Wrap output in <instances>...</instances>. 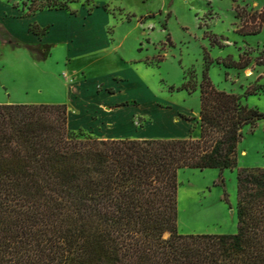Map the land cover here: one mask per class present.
<instances>
[{"label": "trees", "instance_id": "obj_1", "mask_svg": "<svg viewBox=\"0 0 264 264\" xmlns=\"http://www.w3.org/2000/svg\"><path fill=\"white\" fill-rule=\"evenodd\" d=\"M22 3L25 17L69 9L63 0ZM236 11L240 34L262 32L264 12ZM0 30L9 36L1 41L20 45ZM205 36L224 46L223 37ZM27 47L51 55L50 45ZM205 61L197 139H102L72 131L66 104H0V264H264V169H238L243 129L264 113L219 90ZM223 63L245 69L251 58ZM180 89L193 91L194 82ZM184 169H238L235 234H180Z\"/></svg>", "mask_w": 264, "mask_h": 264}, {"label": "rangeland", "instance_id": "obj_2", "mask_svg": "<svg viewBox=\"0 0 264 264\" xmlns=\"http://www.w3.org/2000/svg\"><path fill=\"white\" fill-rule=\"evenodd\" d=\"M23 1L31 0H0V18L10 15L13 4L19 6L18 16L24 15ZM63 1H67L71 14L73 11L76 14L81 12L79 19L62 24L56 23L51 16L45 18L54 19L56 24L68 30L80 28L81 14L84 11L93 12L102 4H107V10L116 15L108 14L111 22L109 28L104 20L99 19V24L104 26L111 39L116 36L125 39L124 47L119 53L111 54L107 62L98 60L92 63V67H99L94 76L106 77L107 83L114 80V84L122 86L121 94L113 97L123 102L120 105L122 118H126L123 112L125 105H141L144 115L135 116L129 127H122L125 131L129 130L127 134L131 135L130 130H135L137 134L134 135L139 136L141 130L148 126L150 128L152 124L154 127L151 129L158 130L159 135L165 138L181 137L184 133L187 137L199 138L200 84L207 66L206 56L212 60L209 76L219 90L242 96L246 105L264 113V31L251 37V43L233 41L229 44L230 49L224 52H220L221 47L213 45L212 40L204 35L213 31L217 34L229 33L233 9L240 5L246 6L249 13L264 12L257 4L237 0L233 8V0ZM136 23L141 24L135 26ZM0 37L9 39L2 30ZM98 43L103 45L105 42L100 39ZM27 46L20 43L15 49L0 40V104H49L55 98L54 90L48 85L57 87L59 84L52 79L49 71L42 68L51 59H40ZM67 51L65 45L54 47L50 64L65 59ZM219 53H225L226 58H219ZM241 56L251 58V64L245 69L228 67L221 60L229 61L230 57L231 60H239ZM79 66L91 65L83 59L74 58L72 67ZM122 67H129V72L125 73L128 76L125 83L118 82L116 75L127 70ZM190 80L194 82L195 90H181ZM249 88L258 91L255 95L247 96ZM57 96L61 98L62 94L57 92ZM134 98L138 101H132ZM76 132L112 139L107 125L92 133L85 130ZM127 134L124 136L127 137ZM242 168L264 169V119L254 128L246 126L243 129V139L238 146V169ZM238 169L224 172L218 169H184L179 172L180 234L221 235L237 232Z\"/></svg>", "mask_w": 264, "mask_h": 264}, {"label": "crops", "instance_id": "obj_3", "mask_svg": "<svg viewBox=\"0 0 264 264\" xmlns=\"http://www.w3.org/2000/svg\"><path fill=\"white\" fill-rule=\"evenodd\" d=\"M239 1H243L246 4H257L260 9L262 8L264 10V0L255 1L254 3H251L249 0ZM236 3L237 0H233V8L234 4L236 5ZM107 7V4H102L96 7L93 12L91 11L85 13L84 11L81 14L82 26L77 29L74 28V30L65 29L62 27V25L56 23L62 22L63 24L65 21H76L79 19L78 17L81 12L79 14H71L69 11L52 10L43 11L37 13L36 15L25 17L24 15L18 16L19 11L13 8L10 15L0 18V21L12 38L19 43L33 46L50 45L52 47V53L49 57L51 60L48 59L46 62L47 66L42 68L46 69V71H49L51 73L52 79L59 85L57 87L53 84L48 85L55 92V98L48 103L66 104L68 106V125L72 131L85 130L92 133L93 131L100 130L104 125H107L112 139H125L129 136V138L133 139L187 138L186 133H184L181 137H162L159 135L158 130L155 131L151 129L152 124L150 125V128L148 126L149 129L146 128L141 130L139 136L134 135L137 134L135 130L133 132L130 130V135L127 134L129 130L125 131L122 129V127H129L130 121H132L135 116H143L144 112L141 105H125L126 109L123 112L126 113V118H122L121 115L123 113L121 111L122 109L120 108V105H123L121 104L123 102L113 99V97L121 94L122 91L120 88H122V86H120L118 83L114 84V80L107 83L108 80L106 77L94 76L93 74L99 69V67H92V63L98 60L107 62L111 54L119 53L125 44V39L121 40L119 36L111 39L108 35V32H105L106 29L104 30V26L102 27V25L99 24V19H101L107 23L108 27L111 23L108 19V14L111 13L114 17L116 16L114 15V12L107 10ZM238 7L245 8L247 10L246 6L237 5L236 9ZM236 9H233L234 17L231 21L232 27L229 30V33L217 34L212 30L213 34L225 39L222 40L224 46L221 48L220 52L230 49L229 44H231L233 41L241 40L243 44L251 43V37L257 36L243 35L239 33V31L242 29L243 23L237 18ZM45 16H51L52 18H55L57 22L55 23L54 19L47 20ZM121 21L124 22V19H121ZM238 21L239 23H236ZM33 24L39 25L42 29L48 28L47 33L44 36H38L32 33L30 31V27ZM139 24L141 23H136L135 26H139ZM263 31L264 27L260 34H262ZM100 39L104 40L105 43L103 45L98 43V40ZM59 45H65L67 47L68 51L66 52V58L63 60H57L56 63L51 65L50 63L54 57L53 48ZM224 54L225 53H219V58L221 56L226 58ZM74 58L83 59L91 66L72 67ZM221 60L224 61L223 59ZM232 60L239 61L240 59ZM122 68L127 70H125L124 73L119 72L116 75L118 77V82L125 83L128 81V76H125V73L129 72V67ZM134 83H137V81ZM57 92L62 94L61 98L57 96ZM132 101L138 100H135L134 98ZM2 103L12 102L3 101ZM185 131H187V129H185ZM125 134L128 136H124Z\"/></svg>", "mask_w": 264, "mask_h": 264}]
</instances>
